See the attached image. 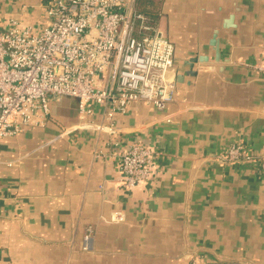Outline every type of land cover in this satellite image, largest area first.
I'll use <instances>...</instances> for the list:
<instances>
[{
    "label": "crops",
    "instance_id": "0c3cea01",
    "mask_svg": "<svg viewBox=\"0 0 264 264\" xmlns=\"http://www.w3.org/2000/svg\"><path fill=\"white\" fill-rule=\"evenodd\" d=\"M50 1L0 0V29L12 16L42 23ZM137 6L175 47L174 101L118 116V146L106 134L63 133L79 123L71 98L1 141L0 264H264V170L220 159L236 141L264 153V71L255 68L264 60V0ZM230 14L235 27L223 29ZM215 29L218 62L208 44ZM198 56L205 61L185 64ZM135 141L154 151V166L125 188L116 152Z\"/></svg>",
    "mask_w": 264,
    "mask_h": 264
},
{
    "label": "built area",
    "instance_id": "2783aa9c",
    "mask_svg": "<svg viewBox=\"0 0 264 264\" xmlns=\"http://www.w3.org/2000/svg\"><path fill=\"white\" fill-rule=\"evenodd\" d=\"M174 53L137 0H51L37 25L8 17L0 29V142L42 124L52 101L71 98L79 123L63 133L106 134L118 146V116L134 105L162 112L174 101ZM255 68L264 71V60ZM116 153L118 185L133 188L149 178L150 147L135 141ZM220 159L253 161L264 170V153L253 156L239 141ZM90 241L91 232L83 237V250Z\"/></svg>",
    "mask_w": 264,
    "mask_h": 264
},
{
    "label": "water",
    "instance_id": "95a60500",
    "mask_svg": "<svg viewBox=\"0 0 264 264\" xmlns=\"http://www.w3.org/2000/svg\"><path fill=\"white\" fill-rule=\"evenodd\" d=\"M234 27H235L234 15L230 14L227 18H225L222 21V28L223 29H229V28H234ZM208 44L214 52V61L218 62L219 57H220V53H219L220 45H219V37H218V30L217 29H215L213 31ZM197 61H199V62L205 61V56L192 57V58L188 59L187 61H185V64H187L189 67H191L192 64L197 62ZM188 74H193V73H192V71H188Z\"/></svg>",
    "mask_w": 264,
    "mask_h": 264
},
{
    "label": "trees",
    "instance_id": "16d2710c",
    "mask_svg": "<svg viewBox=\"0 0 264 264\" xmlns=\"http://www.w3.org/2000/svg\"><path fill=\"white\" fill-rule=\"evenodd\" d=\"M138 7V6H137ZM139 11H141L142 13H144L145 15H147L148 17H150L153 21H154V19H153V17L150 15V14H148V13H146L145 11H142V10H140V9H138Z\"/></svg>",
    "mask_w": 264,
    "mask_h": 264
}]
</instances>
